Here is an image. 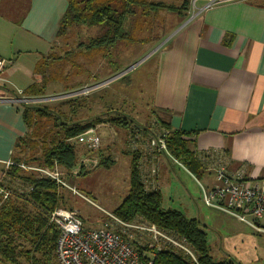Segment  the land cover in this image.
<instances>
[{
	"label": "trees",
	"instance_id": "1",
	"mask_svg": "<svg viewBox=\"0 0 264 264\" xmlns=\"http://www.w3.org/2000/svg\"><path fill=\"white\" fill-rule=\"evenodd\" d=\"M188 11L189 0L184 1L180 7L149 0H67V9L57 32V39L63 40L65 46L59 53L52 49L53 53L37 62L35 74L41 76L42 80L29 86L23 95L28 98L45 97L50 85L57 82L64 83L66 93L73 91L76 89L73 83L75 77L88 75L90 78L89 67H93L99 59L108 61L112 73L119 71L121 67L115 65L112 59L113 51L133 45L136 39L147 32L154 33L153 25L163 12L177 14L184 20ZM83 27L96 28L98 33L87 41H74L70 44L71 32ZM162 39L157 34L153 41L159 43ZM151 40L145 37L141 43L148 44ZM68 68L70 72H67ZM0 88L6 94L11 92ZM63 104L69 106L68 112L48 105H21L27 133L17 141L12 160L17 166L24 164L54 168L58 165L68 172L70 183L74 179L71 172L78 165L81 152L70 140L101 124L129 130L132 121L124 115L108 114L78 120L76 117L82 105L80 99H69ZM157 129L169 133L168 151L176 160L198 179L207 175L198 158L194 141L190 139L195 133L173 131L159 123ZM143 132L146 136H152L149 127H144ZM123 153L132 157L130 190L113 214L125 222L141 219L184 238L194 249L200 264H234L232 260H214L208 234L199 219L188 218L177 210L165 209L163 193L158 184L154 189L146 188L140 169L139 152ZM114 163L110 157H101L99 166ZM17 166L8 171L9 181L18 180L27 190L21 191L10 185V199L1 203L0 197V262L60 264L56 256L59 232L50 224L49 219L58 208L70 209L68 190L60 189L55 182L39 179ZM85 172L82 171L79 176ZM155 264L193 263L172 251H162Z\"/></svg>",
	"mask_w": 264,
	"mask_h": 264
},
{
	"label": "crops",
	"instance_id": "2",
	"mask_svg": "<svg viewBox=\"0 0 264 264\" xmlns=\"http://www.w3.org/2000/svg\"><path fill=\"white\" fill-rule=\"evenodd\" d=\"M6 3H0V29L9 10ZM205 5L206 1H200L197 13L180 23L153 52L152 121L155 128L159 123L173 131L195 133L190 139L198 153L224 154L231 171L245 168L249 178L264 179V0H231L203 10ZM66 9L67 0H30L21 25L22 39L42 47L34 52L30 66L20 62L21 52L17 59V52L6 58L12 54L0 45V57L10 62L6 75L16 89L24 92L41 82L35 66L51 53ZM4 97L7 94L0 88V98ZM102 128L107 134L101 136L96 156L112 159L111 132ZM26 133L22 106L1 101L0 179L5 170L2 162L12 160L17 141ZM162 164L161 158L159 167ZM8 182L27 190L15 183L18 180ZM157 182L162 191L159 177Z\"/></svg>",
	"mask_w": 264,
	"mask_h": 264
},
{
	"label": "rangeland",
	"instance_id": "3",
	"mask_svg": "<svg viewBox=\"0 0 264 264\" xmlns=\"http://www.w3.org/2000/svg\"><path fill=\"white\" fill-rule=\"evenodd\" d=\"M149 1L180 7L186 0ZM6 5L9 10L4 16L5 19L1 21L3 27L0 29V45L2 50L7 52L6 54H12L5 56L6 58H13L17 52L14 57L17 59L18 52H21L20 62L30 66L32 63L29 61L36 54L34 52L42 50V47L22 39V32L25 31L21 30V25L29 10L30 0H7ZM199 5L200 1L195 3V0H189L187 18L197 13ZM186 19L182 20L177 14L163 12L153 25L154 33L147 32L136 39L133 45L122 46L113 51L112 59L115 65L121 67L119 71L112 73L108 61L99 59L93 67H89L90 78L88 75L75 77L73 83L76 89L73 91L66 93L64 83L57 82L50 85L47 96L30 98L29 100L32 101L26 103L48 105L68 112L69 106L63 103L78 97L82 104L76 117L78 120H89L95 116L108 114L124 115L132 121L130 130L113 127L118 135V141L115 143L109 136L108 147L111 149V155L118 158L114 164L100 165L70 180V185L74 186L80 195L94 203L92 205L81 196L68 191V207L80 213L87 229L96 230L104 227L105 223L110 221L105 212L113 214L128 196L132 157L123 152L128 151L126 144L129 135L132 131H142L144 127H149L155 134L159 132L155 128L150 111L154 87L153 68L156 59L152 55L167 39L166 37ZM97 33L96 28L76 29L71 32L69 42L72 44L74 41H87ZM157 34L163 37L159 43L153 41ZM145 37L152 39L151 42L142 44V38ZM64 46V41L57 39L53 46L54 52L59 53ZM51 52L53 53V50ZM70 71L68 68L67 72ZM84 87L95 88L87 94L70 96ZM98 134L105 136L107 130L101 128ZM162 159L165 164L159 167V182L164 197L163 207L180 211L188 218L199 219L208 234V243L214 260H232L234 264H264V236L254 233L235 219L204 206L197 181L181 165L171 160L168 162L164 157ZM199 180L213 184L214 176L207 175Z\"/></svg>",
	"mask_w": 264,
	"mask_h": 264
},
{
	"label": "built area",
	"instance_id": "4",
	"mask_svg": "<svg viewBox=\"0 0 264 264\" xmlns=\"http://www.w3.org/2000/svg\"><path fill=\"white\" fill-rule=\"evenodd\" d=\"M198 1L201 0H195V3ZM204 1L206 5L203 10H207L231 0ZM9 66L10 62L0 57V87L11 91L7 97L0 98V102L17 105L29 103L32 100L24 96L23 91L13 87L8 79L6 70ZM94 88L84 87L70 96L87 94ZM103 126L111 132L112 142L115 143L118 135L110 124L98 125L70 140L74 145L85 149L79 155L78 165L71 172L73 177H79L82 171H90L99 166L100 159L96 155L101 150L102 138L98 130ZM151 132L152 136H146L143 130L132 131L126 144L128 151L139 152L141 155L140 169L147 189L157 187L159 163L164 157L181 165L197 181L204 206L227 215L254 233L264 236V179L249 178L245 168L231 171L230 162L225 155L212 151L198 153L206 174L214 176L213 184L203 183L169 153L167 131L156 134L152 130ZM117 159L113 155L112 160L115 162ZM2 163L5 170L0 179V197L1 203H4L11 197L7 173L17 165L13 160ZM17 167L39 179L51 180L60 189L79 195L94 205L70 185L68 172L58 165L48 168L21 164ZM105 213L110 221L96 230L86 229L80 213L76 210L58 208L51 213L49 222L59 232L56 256L60 264H155L158 254L162 251H172L193 264H200L194 249L184 238L147 224L141 219L125 222L112 213Z\"/></svg>",
	"mask_w": 264,
	"mask_h": 264
},
{
	"label": "water",
	"instance_id": "5",
	"mask_svg": "<svg viewBox=\"0 0 264 264\" xmlns=\"http://www.w3.org/2000/svg\"><path fill=\"white\" fill-rule=\"evenodd\" d=\"M116 78H118V76H116Z\"/></svg>",
	"mask_w": 264,
	"mask_h": 264
}]
</instances>
